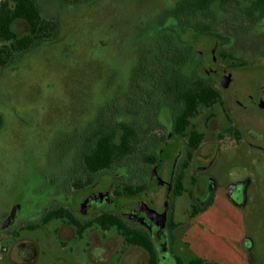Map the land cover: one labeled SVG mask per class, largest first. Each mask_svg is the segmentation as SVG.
<instances>
[{
    "label": "rangeland",
    "instance_id": "obj_1",
    "mask_svg": "<svg viewBox=\"0 0 264 264\" xmlns=\"http://www.w3.org/2000/svg\"><path fill=\"white\" fill-rule=\"evenodd\" d=\"M173 3L174 0H91L68 6L60 0H37L45 19L59 21L60 33L52 42L15 55L11 64L0 71V181L5 186L0 185V196L12 188V181L14 184L16 176L10 174L26 163V177L31 174L32 179L47 176L65 180L76 164L85 132L101 113L114 107L121 110L136 86L149 84L143 74L136 72L171 47L164 38L163 28L170 20L163 11ZM14 29L24 33L27 25L17 21ZM180 35L191 40L196 50L193 58L199 51L204 64H210L207 37L192 31ZM260 59L255 57L254 61L261 65L233 71L232 84L225 91L227 98L237 95L244 101V95L264 75ZM200 72L195 68L196 74ZM161 113L165 124L167 110ZM226 126L222 107L216 103L210 108L201 107L186 132L195 129L203 133L206 145L193 150L192 155L197 163H211L207 168L188 167L182 179L183 191L173 200V220L193 228L188 237H174L173 252L185 264L203 255L219 257L221 264H245L242 255L252 264H264V137L249 134L247 140H240L227 133ZM178 148L174 139L163 146L158 177L149 179L142 197L156 208H161L167 199V187L159 180H170L171 161ZM112 177L105 174L94 189L106 188ZM192 178H196V184ZM236 182H247L245 202L240 205H234L226 196L227 187ZM210 183L212 198L200 209L195 196L204 197ZM81 191L74 195L80 196ZM45 196L46 193L38 195L34 204ZM132 201L123 197L118 205L125 209ZM195 209L198 212L192 215ZM244 238L252 242L249 251L241 246ZM189 240L194 241L196 249L185 243Z\"/></svg>",
    "mask_w": 264,
    "mask_h": 264
},
{
    "label": "flooded vegetation",
    "instance_id": "obj_2",
    "mask_svg": "<svg viewBox=\"0 0 264 264\" xmlns=\"http://www.w3.org/2000/svg\"><path fill=\"white\" fill-rule=\"evenodd\" d=\"M189 1L174 0L173 5L163 11L164 17L170 20L163 28L165 41L171 43L165 51L173 49L186 53L180 65L183 72L187 68L193 69L188 73L208 81L220 91L221 101L216 103L224 112L227 133L240 140H247L249 134L264 137V75L244 95V101L237 95L227 98L225 94L232 84L235 69L261 65L255 63V57L261 58L264 64V0H200L204 5L194 12L187 9ZM177 5L181 6L176 14L173 11ZM188 31L209 39L210 64H204L199 51L194 58L191 56L193 50L196 51L191 40L182 39L180 35ZM195 68H200L202 72L196 74ZM137 74L140 72L137 71ZM225 76H229V82L223 87L221 82ZM211 118L215 120V115ZM216 137L221 138V135ZM172 139L178 141L179 148L171 161L170 180H159L168 192L162 207L156 208L142 197L148 190L149 179L158 177L159 152ZM205 145L202 139L196 149H190L185 136L169 131L157 150L156 164L148 170L144 169L145 190L132 196L117 195L120 181L115 179L116 175L106 188L94 189L102 175L94 184L80 189L81 195L77 196L74 194L80 190L69 185V174L65 180L47 176L32 179L31 174L25 176L26 163L17 173L10 174L16 176L14 184L12 181V188L4 190L0 196V263L185 264L173 252L174 237L176 234L182 236L186 226L173 220L171 192L183 165V175L190 166H210L211 161L197 163L192 155L193 150H200ZM191 182L196 184V178H192ZM0 185L4 186L3 182L0 181ZM246 187L247 182L231 184L226 189L228 200L234 205L244 203ZM212 189L213 184L210 183L204 197L195 196L200 209L211 200ZM42 193H46L44 199L34 204V199ZM123 197L133 199L125 209L121 208L123 205H118ZM245 239L249 238L242 239L241 246L249 251L253 245L251 243L249 248H245ZM196 259H201L197 264H216L202 258L191 259L188 264Z\"/></svg>",
    "mask_w": 264,
    "mask_h": 264
},
{
    "label": "trees",
    "instance_id": "obj_3",
    "mask_svg": "<svg viewBox=\"0 0 264 264\" xmlns=\"http://www.w3.org/2000/svg\"><path fill=\"white\" fill-rule=\"evenodd\" d=\"M60 1L69 6L91 0ZM187 5V9L194 12L204 4L200 0H191ZM180 6L177 5L173 12L179 13ZM17 21L27 25L26 32L15 31ZM59 27L57 19H45L41 15L37 0H0V71L11 64L15 55L56 40ZM186 56V53L173 49L164 50L150 59L148 66L139 67L138 71L149 84L136 86L122 111L114 107L110 112L101 113L88 128L85 142L82 140L77 149L76 164L69 172L70 186L80 190L94 184L100 176L111 174L120 181L117 195L132 196L145 190L144 169L156 164L157 150L169 131L185 136L190 149L198 147L203 134L196 130L186 134L191 119L201 107L221 101V93L208 81L183 72L180 65ZM164 109L167 116L163 119L167 124L160 119ZM184 166L175 177L172 200L183 191ZM197 212L195 209L191 214ZM199 262L201 259L190 264Z\"/></svg>",
    "mask_w": 264,
    "mask_h": 264
},
{
    "label": "crops",
    "instance_id": "obj_4",
    "mask_svg": "<svg viewBox=\"0 0 264 264\" xmlns=\"http://www.w3.org/2000/svg\"><path fill=\"white\" fill-rule=\"evenodd\" d=\"M193 230V228H192V226H186L185 227V229H184V232H183V236L185 237H188V234L191 232ZM191 240L193 239L192 238V236L191 237H189ZM191 240H189V241H186L185 243L188 245V246H190V247H193V248H195L196 249V246H195V244H194V241H191ZM204 257H201V256H197L196 258H202V259H206V260H208V261H212V262H214V263H216V264H221L220 263V261H219V257L218 258H214V257H207L206 255H203ZM242 257L243 258H246V260H245V264H252V263H249V261H248V259H247V257H245V256H243L242 255ZM244 262V261H243Z\"/></svg>",
    "mask_w": 264,
    "mask_h": 264
},
{
    "label": "water",
    "instance_id": "obj_5",
    "mask_svg": "<svg viewBox=\"0 0 264 264\" xmlns=\"http://www.w3.org/2000/svg\"><path fill=\"white\" fill-rule=\"evenodd\" d=\"M228 82H229V76H225L224 78H223V80H222V82H221V85L223 86V87H226L227 85H228ZM249 241V242H248ZM251 241L249 240V239H245L244 241H243V246L245 247V248H249L250 246H251Z\"/></svg>",
    "mask_w": 264,
    "mask_h": 264
}]
</instances>
